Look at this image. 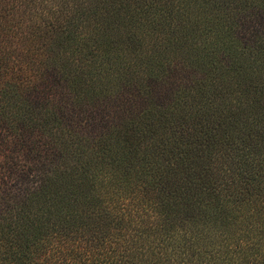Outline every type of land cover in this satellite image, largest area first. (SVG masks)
Listing matches in <instances>:
<instances>
[{"label": "trees", "instance_id": "obj_1", "mask_svg": "<svg viewBox=\"0 0 264 264\" xmlns=\"http://www.w3.org/2000/svg\"><path fill=\"white\" fill-rule=\"evenodd\" d=\"M139 1L0 0V264H264V0Z\"/></svg>", "mask_w": 264, "mask_h": 264}, {"label": "rangeland", "instance_id": "obj_2", "mask_svg": "<svg viewBox=\"0 0 264 264\" xmlns=\"http://www.w3.org/2000/svg\"><path fill=\"white\" fill-rule=\"evenodd\" d=\"M190 3L186 4L184 7L185 9H183L182 11L185 13H187V15H194V11H196L197 9H199L197 6L199 4H201V0H187ZM221 1V0H220ZM246 2V1H245ZM191 3L196 7L193 8ZM143 5V1L140 0L136 6H139V8ZM146 7H152L148 4H146L144 6V8ZM236 7V1H233V5L230 8V11L232 12L233 8ZM200 11L197 10V14H199ZM235 11L232 12V14L234 15ZM175 22L176 25H181L180 20H178L177 18L179 17V15H175ZM132 20L130 21L129 18L124 19V21H121L120 18H118L117 21H115L114 18H112V20L109 17L104 18L103 15L101 18H98V22H92V23H87V27L88 29H84V31L81 32L82 34L86 35L89 32H100L102 34H112V38L116 41H121L124 39L123 36V29L125 27V25H127V27L131 28V35L133 38H135L136 40L139 38L142 41L141 47H142V51L146 50L147 48L151 47L152 49L149 50V53L151 54H157L160 50V46L154 44V41H148L145 39H142L144 37V34L142 32V30L145 28L144 24H143V20L149 24V20L151 19V21H157L159 19V17H149L147 19H143L142 16L140 15H133L132 16ZM200 17H203V11H201L200 13ZM221 18V15L218 16H212L211 19L215 20L216 22H218L220 25L223 23L224 19H222L220 22L218 21V19ZM231 24H228L226 27H229ZM225 27V28H226ZM99 34V33H98ZM128 37V36H127ZM127 37L125 38V40H127ZM79 40L78 42L75 44L74 46V52L75 54H70L69 60L70 58L76 57L78 56L79 58L82 57V53L85 52L88 57L86 58L85 61V65L86 67H84L85 70L89 71L91 74H95L96 77V81L99 83L100 81L103 80H112L114 79V81H112V84L114 86V88H118L120 84H122L123 82L127 81L126 79L129 78L130 75L126 74V72H134L133 76L136 77L138 75V69H141L135 62V56L136 54H139V51H134L132 52L131 48L129 49H125V47H123L120 44H117L120 49L116 50L114 53H110L109 55H103L100 53H96L95 51L92 50L91 45H86L85 44V40L83 38V36L80 34V36L78 37ZM105 43V42H104ZM101 46H104L101 44ZM124 50V51H122ZM134 58V59H133ZM128 59H132V61L130 63L126 62V60L128 61ZM80 64V63H79ZM81 65V64H80ZM82 66V65H81ZM91 74H88L86 77L82 76V74L79 76L78 79H80L82 86H85L86 83H89L88 79L90 77ZM146 74V73H145ZM117 80V81H116Z\"/></svg>", "mask_w": 264, "mask_h": 264}]
</instances>
